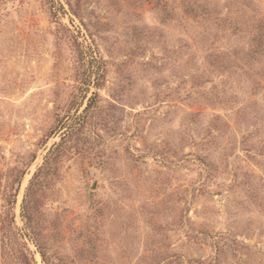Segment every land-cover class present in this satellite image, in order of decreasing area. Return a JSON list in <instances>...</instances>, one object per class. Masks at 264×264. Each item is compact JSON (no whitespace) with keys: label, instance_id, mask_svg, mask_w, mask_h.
Listing matches in <instances>:
<instances>
[{"label":"rangeland","instance_id":"obj_1","mask_svg":"<svg viewBox=\"0 0 264 264\" xmlns=\"http://www.w3.org/2000/svg\"><path fill=\"white\" fill-rule=\"evenodd\" d=\"M0 264H264V0H0Z\"/></svg>","mask_w":264,"mask_h":264}]
</instances>
